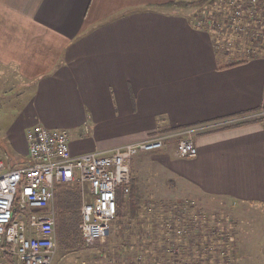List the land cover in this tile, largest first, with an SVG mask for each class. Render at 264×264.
Instances as JSON below:
<instances>
[{
  "label": "crops",
  "instance_id": "crops-1",
  "mask_svg": "<svg viewBox=\"0 0 264 264\" xmlns=\"http://www.w3.org/2000/svg\"><path fill=\"white\" fill-rule=\"evenodd\" d=\"M177 1L192 0H0V157L28 165L34 126L66 131L80 156L214 123L197 131L196 158L165 157L170 182L239 206L233 241L261 260L264 53L231 63L192 22L208 6H165Z\"/></svg>",
  "mask_w": 264,
  "mask_h": 264
},
{
  "label": "built area",
  "instance_id": "built-area-1",
  "mask_svg": "<svg viewBox=\"0 0 264 264\" xmlns=\"http://www.w3.org/2000/svg\"><path fill=\"white\" fill-rule=\"evenodd\" d=\"M221 1V9L207 5L192 18L196 28L212 35L215 52L228 57L231 63L264 53V0ZM215 127L213 123L195 130L187 128L175 135L160 134L80 156L72 154L66 131L44 126L29 129L28 165L10 169L0 157V264H53L58 246L54 211L57 183L77 182L81 186L84 201L80 233L87 246L93 245L113 234L118 199L131 192V168L136 156L159 151L178 138L176 155L194 159L198 154L197 131ZM218 235L220 240L226 237L222 244L233 250V234ZM227 248L221 251L228 258Z\"/></svg>",
  "mask_w": 264,
  "mask_h": 264
},
{
  "label": "rangeland",
  "instance_id": "rangeland-1",
  "mask_svg": "<svg viewBox=\"0 0 264 264\" xmlns=\"http://www.w3.org/2000/svg\"><path fill=\"white\" fill-rule=\"evenodd\" d=\"M222 6L223 2L216 0L212 8L217 10ZM7 104L0 102L3 107ZM170 148L168 152L164 148L135 157L141 211L133 217L126 201L124 218L116 216L113 220L112 236L93 245L87 246L80 233L81 186H57L54 211L58 220V246L53 264H264V258H253L256 252L244 253L236 242L234 249L229 250L222 244L226 237L220 240L219 232L222 236L233 232L235 238V220L240 223L242 219L236 209L239 206L228 201L213 205L174 192L175 185L170 182L172 171L165 157L175 156L176 143ZM241 238L244 241L243 234ZM236 240L241 245L239 236ZM225 248L228 258L221 251Z\"/></svg>",
  "mask_w": 264,
  "mask_h": 264
},
{
  "label": "trees",
  "instance_id": "trees-1",
  "mask_svg": "<svg viewBox=\"0 0 264 264\" xmlns=\"http://www.w3.org/2000/svg\"><path fill=\"white\" fill-rule=\"evenodd\" d=\"M215 1L216 0H196V1H190V2L177 1V2H172V3L166 4L165 6H168V7H177V6H179V7H185V8L194 7V8L202 9L203 7H205L207 5L214 4ZM131 184H132V186H131V192L129 194V198L120 196L119 199H118V208H117L118 209V213H117V217L124 218V215L126 213L127 207L130 208V213H131V215L133 217H137V215L141 211V208H140V206H141L140 205L141 198H140V196L138 194L139 187H138L137 180L132 178ZM126 201L129 202L127 207H126ZM74 225H75V227H74L75 232L77 233V226H76V224H74Z\"/></svg>",
  "mask_w": 264,
  "mask_h": 264
},
{
  "label": "bare ground",
  "instance_id": "bare-ground-1",
  "mask_svg": "<svg viewBox=\"0 0 264 264\" xmlns=\"http://www.w3.org/2000/svg\"><path fill=\"white\" fill-rule=\"evenodd\" d=\"M76 184V183H75ZM82 218V217H81Z\"/></svg>",
  "mask_w": 264,
  "mask_h": 264
}]
</instances>
